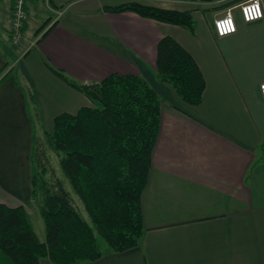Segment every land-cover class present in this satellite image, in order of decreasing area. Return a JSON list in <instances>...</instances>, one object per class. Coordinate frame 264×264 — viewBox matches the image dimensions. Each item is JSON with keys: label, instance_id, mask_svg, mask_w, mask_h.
Returning a JSON list of instances; mask_svg holds the SVG:
<instances>
[{"label": "crops", "instance_id": "crops-1", "mask_svg": "<svg viewBox=\"0 0 264 264\" xmlns=\"http://www.w3.org/2000/svg\"><path fill=\"white\" fill-rule=\"evenodd\" d=\"M243 1L26 0L25 39L15 45L13 0H0V79L9 74L0 83V203L31 212L35 137L51 132L57 116L92 106L45 61L86 84L133 74L162 98L142 194L145 233L137 247L80 264H264V17L246 22L236 8ZM134 2L191 12L195 33L133 11L103 10ZM228 8L237 31L219 36L214 20ZM165 36L203 74L199 105L157 77V46Z\"/></svg>", "mask_w": 264, "mask_h": 264}, {"label": "trees", "instance_id": "trees-1", "mask_svg": "<svg viewBox=\"0 0 264 264\" xmlns=\"http://www.w3.org/2000/svg\"><path fill=\"white\" fill-rule=\"evenodd\" d=\"M14 3V0H13ZM105 12L133 11L142 17L178 25L195 33L189 11L169 10L139 3L105 6ZM48 23V22H47ZM36 32L39 34L47 25ZM49 32L46 31L43 37ZM46 66L92 103L76 114L63 113L54 120L53 131L35 137L32 153L33 200L45 224L41 240L25 206L0 203V261L7 264H80L104 255L98 236L109 250L123 252L141 244L142 194L148 182L151 156L156 144L162 98L145 78L113 73L99 82L80 83ZM157 77L172 85L188 104L199 105L205 79L197 63L175 39L163 37L157 46ZM9 74L0 79V83ZM58 155L63 178L47 180L50 170L42 142ZM67 180L88 213L91 223L75 205Z\"/></svg>", "mask_w": 264, "mask_h": 264}, {"label": "built area", "instance_id": "built-area-1", "mask_svg": "<svg viewBox=\"0 0 264 264\" xmlns=\"http://www.w3.org/2000/svg\"><path fill=\"white\" fill-rule=\"evenodd\" d=\"M26 0H14L11 12V35L15 45H21L25 39V24L27 22ZM246 22H253L264 17V8L261 0H245L236 6ZM228 8L223 15L214 20L217 35L227 36L237 31V22L233 12ZM259 92L264 100V82L260 84Z\"/></svg>", "mask_w": 264, "mask_h": 264}, {"label": "rangeland", "instance_id": "rangeland-1", "mask_svg": "<svg viewBox=\"0 0 264 264\" xmlns=\"http://www.w3.org/2000/svg\"><path fill=\"white\" fill-rule=\"evenodd\" d=\"M116 6V5H115ZM34 34V31L31 29H28L27 31V37H32ZM20 45V44H19ZM51 132L53 131V129H50ZM38 136V135H37ZM42 149L44 150V155L45 158L48 159V164L50 167V170L47 172L46 174V179L49 180L50 182H54V178L55 177H59V178H63V174H62V169L59 163V157L58 155L51 149L50 145L48 144V142H46L47 144H45V142H42ZM67 187L69 188V190L72 192L73 196L75 197V205L77 206V208L83 213V215L85 216V218L91 223L90 217L88 215V213L86 212V210L84 209V205L81 202V200L79 199V197L74 193L70 183L67 180ZM30 213H29V218L31 220V223L34 227V229L36 230L39 238L41 240H45V224L44 221L41 217V213H40V208H39V204L37 201H33L30 205ZM97 236H98V241H99V245L100 248L102 249V251H107L109 250V245L106 243L105 240H103L98 232L96 231ZM2 258L6 259V262H11V260L6 256V255H2ZM5 261L4 263L7 264ZM0 264H3V261H0Z\"/></svg>", "mask_w": 264, "mask_h": 264}]
</instances>
